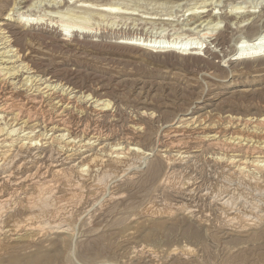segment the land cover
<instances>
[{
	"label": "rangeland",
	"instance_id": "1",
	"mask_svg": "<svg viewBox=\"0 0 264 264\" xmlns=\"http://www.w3.org/2000/svg\"><path fill=\"white\" fill-rule=\"evenodd\" d=\"M96 1L117 2L135 13L117 18L115 15L101 17L97 11L87 15V9L80 7L82 2L78 0H0V27L5 32L1 36H9L6 45L15 51L10 52L15 55L12 59L15 62L9 65L20 70L14 81H23L24 77L33 75V79L37 77L34 89L38 85L44 87L45 81L58 83L56 90L61 91L58 94L65 91L72 96L70 134L96 140L92 148H84L80 153L86 156L98 151L106 159L91 167L84 176L78 169L74 170L72 182L61 179L55 183L49 204L55 203L49 205L52 213L48 210L50 213H46V217H64L70 222L72 232L43 234L24 229L22 240H14L16 236L10 233L21 222H28L26 219L33 212L25 207H13L4 213V225L13 230L0 235V264H264V222L254 226L241 216L249 210L245 202L253 185L261 188L263 196H259L262 197L259 206L264 210V183L261 181H264V174L260 183L253 185L239 178L230 166H226L225 160L223 163L219 160L232 155L233 151L226 152L204 140L205 135L216 131H220L222 138L224 134L230 136L237 125L245 131L253 130L238 121L229 125L230 117L264 115V54L249 60L237 59L235 54L241 36L249 37L260 28L264 29V9L254 22L251 19L245 28H239L238 19L229 12L232 6L251 7L257 0ZM206 4L210 9L208 14L217 7L219 16H215L217 19L212 20L213 23L207 24V21L197 26L206 17L198 20L187 14L194 13L195 9L202 10L197 7ZM29 14H33L29 17H39V25H23ZM82 15L90 18L87 24L94 25L91 35L63 32L70 34L68 38L63 37L59 26L61 19L71 21ZM156 15L172 20H164L168 23L164 25L160 19L143 18ZM213 26L215 36L197 41L202 48L192 53L151 50L125 42L129 39L150 41L163 34L173 38L176 33H194L197 37L199 30L207 31V27L212 29ZM6 87V92L15 91L13 97L22 99L27 109L39 106L30 103L26 99L28 95L34 92L32 95L41 96L46 91L33 89L29 92L22 84L17 87L6 84ZM96 99L110 101L112 106L103 111L93 103ZM37 112L40 119L30 125L36 127L35 133H42L46 129L41 118L44 112L42 109ZM2 114L5 116L1 119L2 125L17 123L13 122L12 113ZM255 133L252 139H264L261 129ZM98 135L99 139L93 137ZM43 141L45 144L38 152L41 155H36L34 165L25 164L20 172L17 171L19 175L50 163L47 158L53 145L49 139ZM130 142L150 155H146L145 161L138 159L131 170L124 171L123 164L113 162L111 146L117 143L126 146ZM102 145H105L104 150L100 149ZM183 150L194 155L189 158L190 162L182 163L179 159L173 165L167 162L165 156ZM81 154L74 157L76 162ZM172 170L170 184L165 179ZM102 173H106V181L103 179L100 184L98 178L103 177ZM241 181L244 182L242 186ZM25 187H29L31 196L38 195L34 184ZM12 188L10 184L4 186L6 195ZM226 194H234L235 203L223 205L221 198ZM179 205L183 208L176 207ZM187 208L194 212L188 213Z\"/></svg>",
	"mask_w": 264,
	"mask_h": 264
},
{
	"label": "bare ground",
	"instance_id": "2",
	"mask_svg": "<svg viewBox=\"0 0 264 264\" xmlns=\"http://www.w3.org/2000/svg\"><path fill=\"white\" fill-rule=\"evenodd\" d=\"M181 1L182 0H175L173 3H180ZM78 2H82V4L79 5L80 7L87 9V12H86L87 15H88V13H91L92 11H97L98 15L101 17L108 16V15H115L114 17L117 18V17L122 16V15H128V14L133 15V13H135V12L132 13L130 10H128L129 9L128 7L120 6V4H117V2L116 3H113V2L97 3L96 0L95 1L94 0H78ZM169 2L171 3L172 1L169 0ZM255 4H254L255 6H251L252 9L250 6H248V7L238 6V4H235L232 6V8L229 12H230V15H234L235 18L238 19V21L237 20H235V21H237V24L240 25V26L238 25L239 28L240 27L245 28L249 24V21L251 19H252V22H254V20H255L254 18H256V15L260 14L263 11L264 0H257L255 2ZM207 6L208 5L206 4V5L197 7V8L202 7V10L199 11V9L198 10L195 9L194 13H191L189 11L190 9L188 10L190 13H188L187 15L192 16V18H194V19L198 17L197 18L198 20H202V18L206 17L197 26H200L202 23L207 22V21H208L207 24H210L211 22L213 23L214 21H212V20L217 19V18H215V16H217L219 14L218 11H216L217 7H213V9L215 11L213 13L211 12L210 14H208V11H210V9ZM13 7H15V6H13ZM134 9H136V8H134ZM229 12L227 14H229ZM60 13H61V11H60ZM49 14H50V12H49ZM7 15H10V13H7ZM30 15H33V14H29L28 18L26 19L29 23L26 21L27 23L24 22L23 25H25V26L26 25L31 26L34 24L39 25L40 21L37 22L38 20H40L39 17L33 18L32 16L29 17ZM21 16H22V14H21ZM72 16L73 15H71V17ZM84 16L83 15L77 16L76 18H78V20H76V18H75V20L71 19V21H69L67 19H63V20L61 19L60 23H59V21H56L59 23V26H61L60 32L63 34V37H67L70 35V34L67 35L63 32H66V33L76 32V33L90 34L91 35L92 30L94 29V25L87 24V23H89L90 18L84 17ZM212 16H214L213 19H211ZM67 17H69V16H67ZM141 17H142V15H141ZM143 18L150 19V20L151 19H155V20L160 19V20H162V23L164 25L168 24V23L163 22L164 20H170L171 19V17L161 18V16L158 17L157 15L156 16H145ZM4 19H7V16H5ZM54 19H55V17H54ZM54 19L52 20V22L54 21ZM79 19H81V20H79ZM87 19H89V20H87ZM173 19H174V17H173ZM35 20H36V22H34ZM219 20H221V19H219ZM30 21H32V22L30 23ZM42 21H43V19H42ZM103 21H104V19H103ZM259 21H261V19ZM262 22H264V21H262ZM153 23H155V22H153ZM217 23H219V22H217ZM217 23H214V24H217ZM0 26H2V23H0ZM214 26L212 29L207 27V31H204L205 29H201V30H199V32L197 31L198 32V33L196 32L198 35L197 37L194 36V33H189V34L188 33H182V34L176 33V35H175L176 37H174L172 35L173 38H170V37L166 38V37H164V34H163V36L160 35V37H157L156 39L150 40V41L149 40H145V41H142V40L136 41L135 40V41H133L132 39H129L125 42L128 44H135L137 46H141V47H144L146 49H151V50H154V49H156V50L172 49V50H178L182 53H186L187 51L192 53V52L200 51L202 48V47H199V43L197 41H199V40L205 41L206 40L205 38H212L215 36L216 33H214V28L216 26L215 27ZM188 30H190V29H188ZM208 30H210V31H208ZM4 33H5L4 29L0 27V46L2 44H5L3 47H0V235L6 234V233L11 232L13 230V229H8L9 227L6 228V225H4V220H2L3 214L6 213L7 211H9V209H12L13 207L15 209H17V207L18 208L19 207H23V208L25 207V208H28L30 210V212L32 211L34 214V215L31 214L26 219V220H28V222H25V223L21 222V224L17 225L18 226L17 229L12 231L13 233H10L11 235L16 236V237H13L14 240H18V241L22 240V237H20V236L25 234L24 232H22L24 229H27V230L30 229L33 231L38 230V232H42V233L43 232H50V233H57V234L58 233H69V232H72V226L69 224L70 222L68 223L65 219H63L64 217L58 218V219H52V218L50 219V217H46V215H47L46 213H48V210L52 207L51 206L48 209L49 205L50 204L52 205V203H53L52 202L49 204L51 197H52V192L54 190V187L56 188V186H55L57 184L56 182H58V181L60 182L61 179L67 180L69 182V181H71V176H72L71 173L74 170L78 169V171L83 175L91 167H93V166L96 167V165L100 164L101 161L103 162L106 159L103 156H100L98 151L94 152V153H89L86 156H83V154H81L82 149L92 148V145L95 143L96 140L92 141V138L80 139V138L70 134L69 116H70L71 110H72V108L70 106L72 103V100H71L72 96L69 97L68 94H66L67 92L64 93L65 91L63 93L58 94V92H61L60 90L58 91V89H59L58 83L53 84V83H48L49 81H45L42 83V85L46 84V85H44V87L41 85H38L37 88L34 89V87H35V85H37V83H35V85H33V83L36 81L37 77L35 79H33V75H28V76L24 77L23 81H20V80L18 82L14 81V79L17 78V73L20 70H18L14 66L9 65L10 63L15 62V60H12L15 55L10 54V52L12 53V51H14V49L12 48V46L9 47L10 45H6V43L8 41L7 38L9 36H4V35L1 36V34H4ZM247 36L244 35L238 39V43H237L238 45L235 48V54L237 55V59H239V58H242V59L246 58L247 60L256 59L259 57V56L256 57L257 55L264 54V29L260 28V30L257 33H255L249 37H247ZM178 40H180V41H178ZM201 44H202V42H201ZM201 46H203V45H201ZM3 48H4V50L2 51ZM14 53H15V51H14ZM23 68H24V66H23ZM6 84H8V85L10 84V85L15 86V87H17V84H20V86L22 84V86H26V88L29 92L32 91L33 89H34L33 91H38V90L42 91L43 89L44 90L46 89V91L43 92L41 94V96H37L36 94L32 95L34 92H32L31 94L29 93L30 95H28L26 99L30 103H35V104H38L39 106L34 105L33 109H27L24 106L25 103H23L22 99H16L15 97H13V93L15 91L11 92L12 91L11 90L9 92H6L7 87L4 88ZM56 88H58V89L56 90ZM69 93L72 94L71 92H69ZM90 95L91 94H87L88 97ZM39 97H41V99H39ZM93 97L91 98L92 100H93ZM93 103H96V106L100 107L99 109H101V110L103 109V111L106 109H109V107L112 106L110 101H105V100H100V99H96ZM39 109H42V111L44 112V114L42 113L43 117H41V118H42V123L43 124L45 123L46 129L42 133H35L36 127H33V125H30V123L38 120V118L40 119L38 112H37ZM4 112L12 113L13 114V122H17V123L15 125H13V124L10 125L7 123H5V125H2L1 119L5 118V116L2 114ZM237 121L239 123L245 125L247 128L250 126V129H253V130H250V131L248 130L249 132L245 131L244 128H237L238 125L236 124L237 125V126L235 125L236 128L234 127L235 130L232 131L230 136H227L228 134H224L223 137L224 136L225 137L222 138V135H219L220 131H216L212 134L205 135L204 140L207 139L211 145H213L216 148H219L221 150H225L226 152L233 151V154L232 153H231L232 155L228 154L229 156H227V158H224L223 156L220 157L219 158L220 162L222 161V163H223L225 160V162L228 163L226 166L227 167L230 166L229 168H231L233 170V172H232L233 174H237V176L239 178H242L245 180L247 179L253 185V183L258 182L264 174V139L261 141L252 139L253 132L257 133V131H260V129L264 132V115L257 117V118H254V116L248 117V118H246V117H230L228 124L230 125V123H232V122L234 124ZM20 123L22 124L21 126L18 125ZM36 124H38V123H36ZM17 126H19V127H17ZM48 128H50V129H48ZM51 131H53V133H51V135H50L49 133ZM47 132H49V133H47ZM83 132L85 133V131H83ZM48 135H50V136L48 137ZM93 137H96L99 139L101 136L98 135V136H93ZM45 139H49L51 144L53 145L51 148L52 153L51 154L49 153V158H47V160L48 159L50 160V163L48 165L44 164V165L38 166L34 172L19 175L17 173V171L21 170V168H23L25 164H26V166H28L29 163L33 164L36 162L35 161L37 158L36 155L38 154L39 149L44 146L45 143L43 140H45ZM172 144L174 145L175 142H173ZM105 145L100 146V149L104 150L103 148ZM173 147H175V146H173ZM172 148L169 147V150ZM166 150H168V149H166ZM106 152H108V151H106ZM78 154H81L80 155L81 159H79V161L76 162V160H75L76 158L74 159V157ZM220 154L221 153L219 152V155ZM40 155L41 154H38L37 156H40ZM105 155H107V154H105ZM146 155L148 156V155H150V153L146 152V150H144L138 144H134L131 142L126 146L122 145V143L121 144L117 143L116 145L111 146V151H110V156L113 158V162H116L118 164H120V163L123 164L124 165V168H123L124 171L129 170V169L131 170V168H133V166H135V163L138 162V159H144V158H146ZM192 156H194V155H192ZM192 156L190 153L183 150V151H179L177 154L167 155L165 157L167 158V162L170 165H173V164L178 163L177 162L178 159L180 160L179 162L184 163V162H187V160L189 161V158ZM42 157H44V156H42ZM73 160H75V162L72 163ZM144 161H145V159H144ZM43 166H45L46 170H44L45 168H43ZM174 170L169 171L167 173V176L165 179V181L167 183L168 182L170 183L169 178L172 176V173H174ZM105 174H103V177L101 176L100 178H98V180H100L99 182L103 181ZM228 174L230 175V173H228ZM123 175L124 174H122V176ZM126 175L127 174H125V176ZM261 181L264 183L263 180H261ZM102 183L103 182H101L100 184H102ZM238 183L240 184V181ZM243 183L241 181L240 186H242ZM258 183H260V182H258ZM6 184H8V185L10 184V186L13 187L12 190L8 193V195H6V193L4 192V186ZM31 184L35 185V189L38 192V195H36V197L31 196L32 194L30 195V193L28 192L29 187L24 188V186H30ZM19 185H20V187L18 188L17 186H19ZM59 186H60V184H59ZM75 186H76V184H75ZM248 186H250V184ZM256 186L257 185H253L250 188L249 193L248 194L246 193L248 196L246 197V202H245L246 205L245 206H247V208H249V210L245 211L246 214L241 215V213H240V215L243 218H245V220L248 222L247 224H253L254 226L257 225L259 222H264V210L261 211V209H260L261 206H259L261 204L259 202L262 198V197L259 198V196L262 195V191L260 190L261 188H259L258 186L256 187ZM20 189H22L24 191L20 192L19 191ZM225 190H226V188H225ZM21 194H24V196H22ZM54 195H56V194H54ZM72 195H74V194H72ZM75 195H77V194L75 193ZM68 198H70V197H68ZM234 198H235L234 194H231V195L226 194L221 199H222L223 205H230V204L235 203L234 200L236 198L235 199ZM78 199H79V197H78ZM214 199H216V198H214ZM240 200H241V198H240ZM67 201H69V200L67 199ZM75 201H77V200H75ZM237 201H238V199H237ZM54 203H55V201H54ZM60 203H58V204H60ZM58 204H57V206H58ZM60 205H59V207H60ZM234 205H236V204H234ZM61 206H63V205H61ZM151 206H153V205H151ZM59 207H58V209H59ZM176 207L183 208V205H179ZM228 207H230V206H228ZM64 208H65V206H64ZM172 208H174V207H172ZM230 208H233V207H230ZM233 209H235V208H233ZM239 209H237V214H238ZM49 211H51V210H49ZM63 211L65 212V211H67V209L63 210ZM154 211H155V209H154ZM170 211H168V213ZM186 211L188 213L194 212V210L190 209V208H187ZM239 212H241V210ZM51 213H52V211H51ZM72 214H69V215H72ZM51 215H53V214H51ZM57 215H55V216H57ZM154 216H155V214H154ZM59 217H61V216L59 215ZM65 217L67 218L68 216H65ZM230 219L236 220V217H231ZM236 223H238V222H236ZM230 224H231V222H230ZM253 225H251V226L253 227ZM14 228H15V226H14ZM30 232H32V231H30Z\"/></svg>",
	"mask_w": 264,
	"mask_h": 264
}]
</instances>
